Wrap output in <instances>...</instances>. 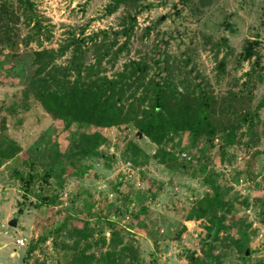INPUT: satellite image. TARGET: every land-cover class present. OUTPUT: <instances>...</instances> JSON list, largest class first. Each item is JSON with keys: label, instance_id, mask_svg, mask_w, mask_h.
<instances>
[{"label": "rangeland", "instance_id": "obj_1", "mask_svg": "<svg viewBox=\"0 0 264 264\" xmlns=\"http://www.w3.org/2000/svg\"><path fill=\"white\" fill-rule=\"evenodd\" d=\"M30 1L42 26L39 32L34 31L32 23L19 18L15 23L14 48L0 46V138L5 135L20 147L12 158L0 164V264L31 263L34 258L44 264L63 261L65 251L56 248L50 236L30 253L26 249L39 235L51 231L65 213L71 214V222L86 218L90 226L102 229L106 238L109 219L124 227L137 249V264H189L187 255L201 256V248L209 242L204 220H184L191 203L207 190L203 176L208 170L215 172V182L224 198H235L234 208L225 219L227 229L219 233L218 240L212 241L213 254L219 255L220 264L264 262V134L249 141L244 126L237 130L234 142L225 147L222 156L216 150L220 139L214 141L204 159V173L197 171V162L191 161L195 158L194 150L178 151L189 155L190 160L177 155L170 166L159 163L152 154L156 147L143 136L137 139L131 124L105 129L83 127L87 132L97 130L106 137L98 151L103 158L110 155L112 159H82L77 173L66 170L60 176L61 186L51 177L48 189H41L38 153L53 142L63 151L72 136L71 130H64L62 123L44 109L48 94L59 91L56 81L63 79L69 83L73 78L71 70L64 76L72 47L62 49L63 41L70 34L81 33V29L87 35L117 28L125 6L108 15L104 6L110 0ZM176 1L141 0L149 6L136 16L127 52H123L113 68L105 65L104 70L110 74L125 57L155 54L161 33L170 32L173 37L168 39L164 50L171 58L187 48L217 102V125L233 121L239 113L250 110L264 93V0H185L177 14L168 15ZM144 27H148L147 34L143 33ZM221 36L227 38L228 50L223 71L216 73L215 64L225 50L216 51L212 42ZM253 38L258 40L255 50L260 55L261 78L252 79L246 91L241 90L242 74L248 70L250 61H238L236 56L244 40ZM35 49H43L42 60L35 73L36 87L29 86L34 96L25 97L23 88L31 71L30 52ZM259 115H264V109L259 110ZM186 138L185 133H180L168 139L163 148L179 150ZM127 140L136 142L145 156L139 158L137 165L129 161L133 166L131 176L118 173L121 172L118 166L127 160L122 154ZM15 172L22 176L27 172L35 174L30 192H23ZM137 180L139 184H135ZM62 190L67 193L63 201L58 198ZM40 192L56 194L54 205L39 204ZM107 192L113 196L108 198ZM125 210L137 211V216L130 218L119 212ZM10 219H15L14 226L7 224ZM240 226L245 227L247 240L238 237ZM19 235L26 243L15 247L13 242ZM64 238L60 234L57 240ZM237 238L247 246L248 253L244 256L231 242ZM91 251L98 253L96 247Z\"/></svg>", "mask_w": 264, "mask_h": 264}, {"label": "trees", "instance_id": "obj_2", "mask_svg": "<svg viewBox=\"0 0 264 264\" xmlns=\"http://www.w3.org/2000/svg\"><path fill=\"white\" fill-rule=\"evenodd\" d=\"M140 1L110 0L104 6L105 14L109 15L119 6H125L117 28L101 29L87 35L83 34L81 29V33L70 34L64 39L62 49L72 47L64 76L71 70L73 78L69 83H65L63 79L56 81L61 94L52 90V93H49L47 89H50V83L45 86L49 94L44 109L50 117L62 123L64 130H71L72 136L63 151H60L57 143L53 142L47 150L38 153L41 166L38 180L43 187L41 189L45 191L48 189V180L51 177L56 180L58 186H61L60 176L66 170L77 173L78 164L82 159L103 158L98 147L105 143L106 137L97 130L87 132L83 127L105 129L126 127L131 124L156 147L153 156L159 163L170 166L177 156L175 153L194 150L192 153L195 154V158L191 161L198 163L197 171L200 173L205 172L204 159L207 158L209 149L213 147L214 139H220L216 150L222 156L225 147L234 142L236 132L241 126H244V133L249 141L264 134V115L262 117L259 115V110L264 109V93L252 104L250 110L239 113L233 121L217 125L219 119L216 114L217 102L187 48L180 51L178 56L171 58L164 50L168 39L173 37L170 32L161 33V38L155 45V54L143 53L138 58L125 57L120 61L119 68L110 74L105 72V65L113 68L121 59L123 52L128 50L129 40L136 25V16L143 8L149 6L148 3ZM184 1L177 0L173 3L172 11L168 15L173 12L177 14ZM33 6L30 0H15V3L0 0V46L14 48L17 35L15 23L19 18L23 22L32 23L34 31L39 32L42 26L34 14ZM224 25L228 27L227 23ZM143 33H148V27H144ZM257 45L256 38L245 39L236 56L238 61H250L248 70L242 74L244 80L241 82V90H246L252 79L259 81L261 78L260 55L255 50ZM212 47L216 51L225 50L215 64L216 73H220L224 69L228 50L227 38L219 37L212 42ZM30 53L31 71L23 88L25 97L34 96L31 90L36 87L35 73L41 63L43 49L31 50ZM1 64L0 60V66ZM228 107L226 104V108ZM180 133H185L187 137L183 147L179 150L175 148L165 150L163 146L168 139ZM19 151L20 147L14 140L5 135L0 138V164ZM122 154L135 165L139 164V158L145 157L137 143L131 140L126 141ZM104 159H112V156H106ZM29 165L30 168L33 167L31 162ZM15 174L23 192H30L29 188L35 174L33 172H27L25 176L17 172ZM203 178L207 190L191 203L185 212L184 220H204L205 235L209 237V242L205 248H201V256L189 254L187 260L189 264H220L219 255L212 252V241L218 240L219 233L227 229L225 219L234 208L235 198L230 200L224 198L219 185L215 182L216 174L212 170L206 171ZM55 202L56 194L45 192L38 194L39 204L51 207ZM119 212L127 214L130 218L136 217L138 213L128 210ZM71 217L70 213H65L60 222L47 234L39 235L36 242L28 246L26 252L30 253L50 236L52 244L65 251L64 260L56 261L55 264H137V249L128 239L129 233L124 227L115 225L109 219L106 238L102 234V229L90 226L86 218L74 219L71 222ZM237 232L238 237L247 240L245 227L240 226ZM60 234L65 238L57 240ZM231 242L244 256L246 244L239 238ZM92 247H96L97 254L91 251ZM24 264L44 263L34 258L31 263ZM253 264L264 262L258 260Z\"/></svg>", "mask_w": 264, "mask_h": 264}, {"label": "built area", "instance_id": "obj_3", "mask_svg": "<svg viewBox=\"0 0 264 264\" xmlns=\"http://www.w3.org/2000/svg\"><path fill=\"white\" fill-rule=\"evenodd\" d=\"M214 141H216V139H214ZM154 153V151H152V154ZM176 155L179 156V158H182L184 160H190V156L189 155H185L184 152H179V153H175ZM119 170L121 172H118V173H121V174H127L128 176H131V173H132V170H133V166L131 165V163L128 161V160H125L124 162L121 163ZM135 184H139L138 180L135 182ZM113 196V193L112 192H107V197H112ZM67 197V193L65 191H61V193L59 194V200L63 201L65 200ZM252 225L254 226L255 223L252 222ZM108 234V232H107ZM26 241L24 239V237L22 236H17L13 242L14 246L15 247H20V246H23L25 245Z\"/></svg>", "mask_w": 264, "mask_h": 264}, {"label": "water", "instance_id": "obj_4", "mask_svg": "<svg viewBox=\"0 0 264 264\" xmlns=\"http://www.w3.org/2000/svg\"><path fill=\"white\" fill-rule=\"evenodd\" d=\"M161 17L162 16H160V19H161ZM135 136H136L137 139H140L142 137V134L139 131H136L135 132ZM7 224L10 225V226H14L15 225V219L8 220ZM244 253L246 255L248 253V250L245 249Z\"/></svg>", "mask_w": 264, "mask_h": 264}]
</instances>
